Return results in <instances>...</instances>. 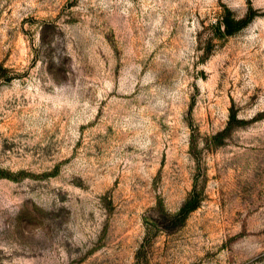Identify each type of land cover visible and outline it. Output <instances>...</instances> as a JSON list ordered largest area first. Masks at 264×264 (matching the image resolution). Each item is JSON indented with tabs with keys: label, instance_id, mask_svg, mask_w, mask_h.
Returning a JSON list of instances; mask_svg holds the SVG:
<instances>
[{
	"label": "rangeland",
	"instance_id": "rangeland-1",
	"mask_svg": "<svg viewBox=\"0 0 264 264\" xmlns=\"http://www.w3.org/2000/svg\"><path fill=\"white\" fill-rule=\"evenodd\" d=\"M0 65V264H264V0H0Z\"/></svg>",
	"mask_w": 264,
	"mask_h": 264
},
{
	"label": "trees",
	"instance_id": "trees-1",
	"mask_svg": "<svg viewBox=\"0 0 264 264\" xmlns=\"http://www.w3.org/2000/svg\"><path fill=\"white\" fill-rule=\"evenodd\" d=\"M252 16L253 13L252 11H250L246 18L235 19L232 12L229 9H226L224 15L222 16V19L220 20V27L218 29L219 31H221L222 25L225 28L223 32L225 35H233L237 31L241 30L251 20ZM0 71L6 72L7 70L3 67V65H0ZM238 123L239 121L234 117V115H232L228 120L226 128L220 133L213 136L212 140H216L218 138L226 136L234 127H236ZM215 144L217 146V143ZM201 200V190H199L197 183H195L194 188L189 194L186 201L183 203L178 212H176L174 215H169L170 218H172L176 222H184L190 215V213H192L199 207Z\"/></svg>",
	"mask_w": 264,
	"mask_h": 264
}]
</instances>
